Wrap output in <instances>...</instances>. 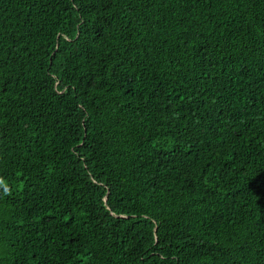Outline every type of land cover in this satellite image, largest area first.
Here are the masks:
<instances>
[{
  "label": "trees",
  "instance_id": "16d2710c",
  "mask_svg": "<svg viewBox=\"0 0 264 264\" xmlns=\"http://www.w3.org/2000/svg\"><path fill=\"white\" fill-rule=\"evenodd\" d=\"M0 264H264V0H0Z\"/></svg>",
  "mask_w": 264,
  "mask_h": 264
}]
</instances>
